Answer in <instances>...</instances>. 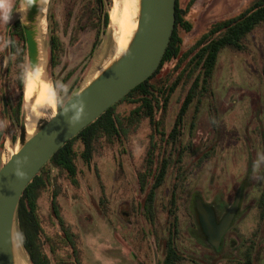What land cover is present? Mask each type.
<instances>
[{
    "label": "rangeland",
    "instance_id": "rangeland-1",
    "mask_svg": "<svg viewBox=\"0 0 264 264\" xmlns=\"http://www.w3.org/2000/svg\"><path fill=\"white\" fill-rule=\"evenodd\" d=\"M188 1L180 0V7L184 8ZM249 1L251 0H196L187 16V20L192 24L193 29L183 38L180 56L200 40L201 35L211 24L238 14ZM15 2L16 0H0V102L5 96L7 103L9 101L12 107L16 105L19 91L15 83V74L11 81L8 80L9 82L4 83L3 80V73L10 61L8 55L9 38L5 35L7 21L5 22L3 17L13 8ZM49 2L50 0H46L44 4L41 38L48 54L50 53V31L47 19ZM14 11L9 19L11 24L19 21L22 16L19 14L16 17ZM56 15L58 28L61 32L64 31L61 33L64 48L60 62L50 73L56 108L54 110L48 108L47 115L40 119L36 129L50 120V116L57 111L58 101H66L69 97H67V93L77 79L80 82L84 76L96 74L113 58L118 50L108 27L100 46L93 57L89 59L94 32L85 31L80 34L78 40L72 42L71 32L74 21H70L69 27L65 30L68 25L66 17L64 16L63 21L61 12L56 11ZM246 45V52L226 49L221 51L218 56L215 84L211 87V96L205 97L203 100L204 105L194 137V147L197 148H203L212 138L213 130L207 113V106L211 103L214 114L222 117L218 125L219 140L212 156L213 165L210 167L212 173L210 175L211 171L208 172V166L202 171L190 173L186 183L189 191L179 202L178 214L183 225L181 250L185 256L196 259L202 264H210L208 261L211 251L200 245L198 239L194 238V230L189 225L188 220V214L193 209L189 195L201 193L208 203H215L217 207L223 204L218 208L221 217L223 208L230 206L234 201L235 193L240 184L245 180L247 183L245 189H247L251 186L248 183L254 181L255 175L250 176L247 172L249 165L246 163L244 168L241 166L244 159L247 158L245 161L249 163L258 164L261 163L264 155V147L261 146V151H257L256 147L254 148L257 143L262 145V137H259L258 130L262 134L264 133V108H262L264 95L259 78L261 77L260 65L264 58L263 27H258L252 32ZM172 66L171 63L165 64L162 73ZM26 70L27 61L25 63V75ZM68 74H71L70 79L62 85V81ZM25 75L24 84L26 83ZM54 84L59 86V94L56 92ZM25 91L23 92L24 97ZM182 95L176 93L175 97L181 99ZM2 107H4L3 103ZM2 107L0 104V131L3 133V140L0 142V157L4 164L14 150L20 127L19 122H9L8 119L4 118L1 114ZM7 114H9V105ZM172 120L173 118L170 117L167 124L171 125ZM149 133V124L142 122L135 129V132L128 136L126 153L123 155L119 154L120 149L115 146L107 145L100 149L95 157L100 180L96 179L93 173H86L84 180L80 181V187L77 188L63 178L58 179L62 188L60 212L66 226L80 237L82 259L85 264H135L138 259L148 262V260L153 261L157 258L158 253L153 237L142 233L144 220L140 216L137 218L134 216L137 204L140 205L143 200L136 178L142 168L149 145ZM252 137H258L254 140L256 143L254 145L249 139ZM117 159L121 165L116 162ZM228 166L229 170L227 169ZM214 171L216 173H213ZM51 177L53 179L58 177L57 169H51ZM171 184L172 178L169 177L165 188L159 195L160 201L163 203L167 201L170 195ZM258 184L260 181L257 183L255 193L259 190ZM228 185L229 187H227ZM103 195L106 196L107 200H104L102 205L100 199ZM38 206L45 230L50 235H55L58 225L51 210L50 192L42 190L39 193ZM242 214L237 225L245 236H249L257 225L256 210L251 198L244 202ZM164 220L165 215L161 217L159 224ZM232 236L230 235L231 243L222 253L223 255L225 253V257L230 259L236 258L232 248L236 244V238ZM16 241L22 258L27 264H32L23 246L22 235L19 230L16 233ZM153 253L155 258L151 257ZM65 261L66 264H71L73 260L66 258Z\"/></svg>",
    "mask_w": 264,
    "mask_h": 264
},
{
    "label": "trees",
    "instance_id": "trees-1",
    "mask_svg": "<svg viewBox=\"0 0 264 264\" xmlns=\"http://www.w3.org/2000/svg\"><path fill=\"white\" fill-rule=\"evenodd\" d=\"M196 0H189L184 8L180 7V0L176 3V25L170 44L165 52L158 70L145 82L134 88L128 95L105 111L95 122L85 127L76 137L67 141L64 146L50 159L33 180L29 183L20 200L18 209V230L22 235L23 246L27 251L32 264H66V258H72L71 264H85L82 259L80 237L71 228L66 226L61 215L60 199L62 188L58 179L63 178L73 187H80V181L84 180L86 173H93L100 180L99 169L96 167L95 157L99 150L107 145L118 147L119 154L126 153L128 136L135 132L142 122H147L150 127L149 151L146 159V171H139L138 179L145 182L154 174V179L161 182L172 160V155L161 154L159 151L164 142L172 148L176 141L175 131L169 134V141L163 140L167 136L165 132L170 125L167 121L175 116L173 103L177 100L176 93L183 94V107L181 113H185L191 102L198 100L205 92L214 78L218 66V56L221 51L229 49L236 52H246L249 36L260 27H264V0H251L236 15L219 20L211 24L201 35L200 40L185 54L180 56V47L183 38L189 34L193 26L187 20L190 9ZM113 0H50L49 15V68L50 73L60 62L64 45L57 22L56 11L61 12V19L74 21L72 27V42L78 40L85 31L94 32V40L90 48L89 59L101 44L109 24V10ZM19 6L16 0L13 8L7 13V28L5 35L9 38L8 55L9 63L3 73L4 83L12 80L15 74V83L19 91L15 107L9 105V114L5 113L1 104V114L9 122L20 123L24 104V71L27 61V47L25 34L20 21L10 23L12 12ZM16 38V41H15ZM173 64L172 67L162 73L165 64ZM1 74V71H0ZM161 74V75H160ZM160 75V76H159ZM159 76V77H158ZM71 74L62 81L67 83ZM9 82V81H8ZM77 79L67 93L78 85ZM59 86L54 84L56 92H60ZM5 97V96H4ZM66 101H58L57 108L60 110ZM121 107V108H119ZM3 133L0 131V142ZM168 141V142H167ZM116 162L121 165L117 159ZM155 167V165H158ZM2 161L0 157V167ZM58 171V177H51V169ZM50 192V205L58 230L55 235H50L42 222L39 213L38 197L41 191ZM106 196L100 199L104 204ZM152 202V194L148 203ZM106 207V205H104ZM172 256L166 258L164 264H172Z\"/></svg>",
    "mask_w": 264,
    "mask_h": 264
},
{
    "label": "water",
    "instance_id": "water-1",
    "mask_svg": "<svg viewBox=\"0 0 264 264\" xmlns=\"http://www.w3.org/2000/svg\"><path fill=\"white\" fill-rule=\"evenodd\" d=\"M45 1L20 0L14 12L16 17L22 15L19 21L27 47L25 80L38 77L40 72L39 81L52 86L49 54L46 51L43 60L41 41ZM176 3L177 0H137V25L128 45L117 50L96 74L84 76L63 107L57 108L33 134L28 133V122L37 98L34 95L26 101L23 97L20 133L11 156L0 167V264H20L16 241L18 209L33 178L67 141L158 70L175 30ZM40 85L38 82V88ZM3 106L7 114L6 97ZM199 210L204 227L210 228V239L217 244L226 224L216 227L214 217L210 218L201 204Z\"/></svg>",
    "mask_w": 264,
    "mask_h": 264
},
{
    "label": "flooded vegetation",
    "instance_id": "flooded-vegetation-1",
    "mask_svg": "<svg viewBox=\"0 0 264 264\" xmlns=\"http://www.w3.org/2000/svg\"><path fill=\"white\" fill-rule=\"evenodd\" d=\"M217 70L218 66L216 72ZM216 72L209 86L205 87V92L199 96L198 100L191 102L185 113L180 115L181 108L183 107L182 99L177 98L173 103L175 116L173 117L169 129L165 132L167 136L163 137V140L169 141V134L175 131L174 134L176 136V141L172 148L167 147V144L164 142L161 144V148H159L161 154L165 153L166 155L171 153L172 155V160L166 170L167 174L165 178L159 182V180L153 178V174L151 175L153 177L148 178L143 182V185L145 186H142V182L138 179L139 173L137 174L136 180L143 196V200L140 205L137 204L134 216L136 218L140 216L141 219L144 220L142 233L153 237L152 239L155 241L156 252L158 255L153 261L148 260V262H145L138 259L135 264H164L166 258L169 256L173 257L171 261L172 264H202L196 259L185 256L181 250L183 225L178 212L180 200H182L185 194L189 191L186 187L189 174L192 172L194 173L195 171H202L206 166H208V172L211 171L210 175L212 173L210 167L213 165L212 156L219 140L218 125L222 117H218L217 114H214L211 103L207 106V113L209 123L213 130V136L203 148L194 147V137L197 122L204 105L203 100L205 97H210L212 94L210 92L211 87L215 84ZM260 74L261 77L259 78L264 95V58L260 65ZM262 108H264V96L262 100ZM258 134L259 137H262V145L255 143L254 140L258 137H252L249 139L252 140L253 145L256 144L254 145V148L256 147L257 151H261L264 147V133L262 134L258 130ZM148 151L149 145L144 156V162L140 173L146 171L147 163L145 161L147 159ZM245 160H247V158L244 159L241 166H245L246 163L249 165L247 172L250 176L255 175L254 181L252 180L248 183L251 186L247 189H245V184H247L245 180L240 184L235 193L234 201L230 206L223 208L221 217L219 216L218 208L223 204L217 207L215 203H208L201 193H191L189 195L191 197L193 208L192 212L188 214L189 225L193 228L194 238L198 239L199 244L207 247V249L211 251L208 261L210 264H219L220 262H222V264H264V155L262 156L261 163L259 162L258 164L249 163ZM156 166L158 168L159 164L155 165V167ZM227 169L229 170V166ZM213 173L216 172L214 171ZM169 177L172 178L170 195L167 201L163 203L160 201L161 198L159 195L165 188ZM210 178L212 179L211 176ZM258 181H260V184H258L259 190L255 193ZM227 187H229V185ZM150 194H152V202L148 203ZM249 198L253 200V207L256 210L257 225L249 236H245L240 231L237 223L244 214H242L244 202ZM200 204L208 211L210 218L214 217L216 227L226 224V228L223 230L217 244H214L210 239V228L206 229L204 227L199 210ZM161 209L162 211H160ZM164 215L165 220L159 224L161 217ZM230 235H233L232 237L236 238V244L232 247L236 254V258L234 259L225 257V253L224 255L222 254L224 249L231 243ZM151 257L155 258L154 253Z\"/></svg>",
    "mask_w": 264,
    "mask_h": 264
},
{
    "label": "bare ground",
    "instance_id": "bare-ground-1",
    "mask_svg": "<svg viewBox=\"0 0 264 264\" xmlns=\"http://www.w3.org/2000/svg\"><path fill=\"white\" fill-rule=\"evenodd\" d=\"M137 10V0H113L112 7L109 10V30L111 38L118 46V50H123L130 41V38L137 25ZM42 43L44 60L46 56V50L44 48L43 41ZM40 74L41 73L39 72L38 77L36 78H32L30 76L26 81L25 100L28 101L34 95H36L37 98L28 122L29 134H33L36 131L38 122L41 118L47 115L48 108L51 110L56 108V99L53 88L50 84L39 81ZM38 82L41 83L39 88ZM18 255L20 264H27V262L22 258L19 249Z\"/></svg>",
    "mask_w": 264,
    "mask_h": 264
},
{
    "label": "clouds",
    "instance_id": "clouds-1",
    "mask_svg": "<svg viewBox=\"0 0 264 264\" xmlns=\"http://www.w3.org/2000/svg\"><path fill=\"white\" fill-rule=\"evenodd\" d=\"M3 19H4V21L6 22V21H7V19H8V16H7V15H5V16L3 17Z\"/></svg>",
    "mask_w": 264,
    "mask_h": 264
}]
</instances>
